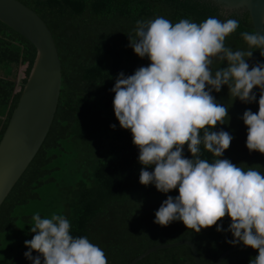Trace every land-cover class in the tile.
<instances>
[{
	"label": "trees",
	"instance_id": "trees-1",
	"mask_svg": "<svg viewBox=\"0 0 264 264\" xmlns=\"http://www.w3.org/2000/svg\"><path fill=\"white\" fill-rule=\"evenodd\" d=\"M16 1L36 14L50 33L60 63V89L43 142L0 205V264H32L24 256L28 251L24 242L32 239L29 229L33 221L28 215L18 220L15 211L37 204L41 218H50L48 214L53 211L52 215L65 216L71 234L86 236L99 246L108 264H128L148 248L179 240L194 245L201 264H212L232 247L226 242L232 239L231 233L217 232L216 225L195 233L180 221L167 227L154 223L162 202L168 196H177L178 189L164 194L153 185L139 183L138 149L132 144L130 132L122 130L115 119L111 89L119 73L130 76L149 64L147 58H138L128 47V36H134L138 20L162 16L173 24L181 19L200 23L210 16L226 19L220 15L223 10L211 0ZM229 15L238 19L240 26L226 38L225 45L247 50L240 33L252 32L248 14L241 10ZM252 50L247 62L264 63L259 50ZM34 56V48L0 22V138ZM218 66L214 63L211 67L215 71ZM12 80L20 85L14 87ZM253 91L258 101L259 91ZM212 95L229 108V119L225 117L224 124L212 130L234 136L221 158L237 166L243 164L245 169L256 167L264 174V155L247 150V128L241 119L245 110L257 112L258 103L234 100L227 86ZM110 125H116L115 129ZM183 154L191 158L187 145ZM202 157L210 162L214 159L203 149ZM229 224L227 216L218 222L223 229ZM5 236L12 243L6 251L2 249ZM257 255L256 250L245 247L227 255L220 264H249ZM135 264L194 263L189 248L177 246L156 250Z\"/></svg>",
	"mask_w": 264,
	"mask_h": 264
},
{
	"label": "clouds",
	"instance_id": "clouds-1",
	"mask_svg": "<svg viewBox=\"0 0 264 264\" xmlns=\"http://www.w3.org/2000/svg\"><path fill=\"white\" fill-rule=\"evenodd\" d=\"M220 15L226 19L210 16L200 23L181 19L175 24L162 16L138 20L128 47L149 64L130 76L117 75L111 89L113 112L138 149L139 183L164 194L178 189L177 196L162 202L154 223L167 227L180 221L195 233L216 225L217 232L231 233L230 245L258 252L249 264H264V174L222 159L234 136L212 130L224 124L229 111L212 93L227 86L234 100L258 103L257 112L245 110L241 119L247 150L264 155V63L247 62L252 49L264 57V34L241 32L247 50H233L225 40L240 21L225 11ZM214 63L219 65L215 71ZM185 145L191 158L183 154ZM202 149L214 157L211 162L202 157ZM226 216L230 224L223 229L218 222ZM32 221V239L24 242V256L32 264H108L99 246L71 234L65 216L41 218L36 213Z\"/></svg>",
	"mask_w": 264,
	"mask_h": 264
},
{
	"label": "water",
	"instance_id": "water-1",
	"mask_svg": "<svg viewBox=\"0 0 264 264\" xmlns=\"http://www.w3.org/2000/svg\"><path fill=\"white\" fill-rule=\"evenodd\" d=\"M223 11H246L252 31L264 34V0H211ZM0 22L27 41L35 51L29 74L0 138V205L22 175L53 119L60 89V63L49 31L40 18L16 0H0ZM14 87L19 81L13 80ZM177 246L189 248L194 264H201L194 245L187 240L155 245L132 259L135 264L148 254ZM242 244L223 251L212 264L244 249Z\"/></svg>",
	"mask_w": 264,
	"mask_h": 264
},
{
	"label": "rangeland",
	"instance_id": "rangeland-1",
	"mask_svg": "<svg viewBox=\"0 0 264 264\" xmlns=\"http://www.w3.org/2000/svg\"><path fill=\"white\" fill-rule=\"evenodd\" d=\"M53 212H50L48 214V217H50ZM36 213H40V209L38 207V204L35 207L32 205V206H28L26 208L17 209L15 211V215L17 216L18 220L21 216H27L28 215V216H30V221H32V216ZM2 240H3L2 249L4 248V250L6 251L9 247H11V244H12L11 239L9 238V236H5ZM2 252H4V251H2ZM1 256L4 257V254Z\"/></svg>",
	"mask_w": 264,
	"mask_h": 264
},
{
	"label": "crops",
	"instance_id": "crops-1",
	"mask_svg": "<svg viewBox=\"0 0 264 264\" xmlns=\"http://www.w3.org/2000/svg\"><path fill=\"white\" fill-rule=\"evenodd\" d=\"M0 78H2V72H1V71H0ZM7 79H8L9 81L11 80L10 77L6 78V80H7ZM12 81H13V80H12Z\"/></svg>",
	"mask_w": 264,
	"mask_h": 264
}]
</instances>
